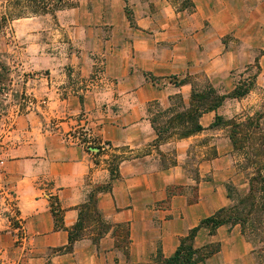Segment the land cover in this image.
I'll return each instance as SVG.
<instances>
[{"label": "crops", "instance_id": "1", "mask_svg": "<svg viewBox=\"0 0 264 264\" xmlns=\"http://www.w3.org/2000/svg\"><path fill=\"white\" fill-rule=\"evenodd\" d=\"M188 4L186 0H108L105 7L96 6L93 18L79 23L60 20L62 29L50 30L49 39L55 42L53 34L58 39L67 34L59 42L64 46L65 39L69 44L72 23L82 28V51L73 61L78 70L69 74L56 68L58 55L50 54V45L43 39L37 42L36 57L46 60L51 70L36 81L35 105L17 119L13 141L0 155L5 171L0 183V234L7 237L6 250L21 253L23 264H157L159 252L171 257L181 239L217 211L209 182L197 185L194 201L187 191H180L192 182L185 160L195 139L212 136L210 127L216 116L223 117L225 105L238 100L227 99L216 112L204 114L202 133L159 144L149 116L150 104L168 109L176 95L189 103L192 85L176 86L171 79L181 82L202 74L225 94L232 86V72L244 66L233 42L225 41L239 25L230 2L188 0ZM113 6L117 20L107 16L113 14ZM104 28L112 35L106 36ZM102 54L106 61L99 79L96 66ZM85 125L121 156L119 177L112 183L109 154L94 160L72 139V133ZM109 183L111 190L97 195L107 232L100 236L99 224L90 219L83 229L85 236L72 251L60 252L68 247L69 231L78 225L90 195ZM55 200L63 212L62 228L56 227L51 210ZM11 206L14 211L6 214ZM223 229L208 235L206 245L219 242ZM228 232V241H233L234 230ZM21 235L24 238L16 243ZM220 245V252L204 264L222 261L229 246Z\"/></svg>", "mask_w": 264, "mask_h": 264}, {"label": "rangeland", "instance_id": "2", "mask_svg": "<svg viewBox=\"0 0 264 264\" xmlns=\"http://www.w3.org/2000/svg\"><path fill=\"white\" fill-rule=\"evenodd\" d=\"M228 2L231 4L232 13L239 18V25L225 41L229 44L233 42L232 46L238 50L239 56L244 58V66L232 72V86L229 85L226 92L230 93L236 86L249 87L251 92L243 99L225 105L224 122L214 128L212 136L195 139V144L185 160L187 176L192 182L185 189L182 187L180 191H187L189 198L194 201L198 195L197 185L202 181L209 182V186L213 188L210 194L214 198V209L217 210L215 214L224 208L227 210L224 216L237 219L238 224H233L232 221L224 226L218 234L219 242L211 243L216 250L220 242L229 246L219 264H264V181L252 183V178L257 172L256 168L248 165L243 154L234 149L230 139L232 126L225 123L229 120L241 122L247 117H259L261 128L258 132L264 135V0H228ZM186 3L188 4V0ZM106 4L108 0H0V64L6 68L5 71H1L0 83V155L5 145L13 141L17 119L30 112L35 105L33 89H36V81L45 79L46 74L51 70L46 60H38L36 57L37 42L40 43L43 39L50 45V54L56 52L58 55V59H54L56 68L66 74L77 71L78 66L73 61L74 56L80 55L82 51V45H79L82 28L72 23L69 44L65 39V46L59 42L62 41L63 36L68 38V35L61 33V38L58 39V35L53 34L54 40H57L54 42L49 39L50 30L62 29L60 24L62 19L76 20L79 23L82 19L93 18L96 6L105 7ZM115 8L116 6H113V14L107 16L117 20ZM125 13L128 20L133 22L128 7ZM104 33L106 36L112 35L108 28H104ZM71 36L77 41L73 42ZM48 52L45 51V54ZM31 54L37 55L32 58ZM105 61L106 55L102 54L96 66V77L99 79H101L100 74L104 72ZM41 67L43 69H40ZM38 77L41 78L37 79ZM78 79L75 77L74 81L80 84L81 80ZM186 80L199 90L210 84L208 78L202 74L188 77ZM88 82L92 83L90 80ZM171 82L178 83V80L173 78ZM226 92L225 94H228ZM177 96L182 97L181 95L174 97ZM183 104L189 106L184 100ZM172 105L174 111H183L184 106L179 100L175 99ZM161 110L166 109L156 106V103L150 104V119L157 117ZM170 116L162 118L161 124ZM177 132L172 129L165 136L175 139L177 135L174 133ZM72 139L88 151V148H92L89 152L94 160L109 154L110 168L117 158L121 159L120 155L113 153L107 142L86 125L75 130ZM157 144H159L158 140ZM208 161H213L209 162L210 168L207 166ZM0 162H4L3 159H0ZM4 172V165L1 164V184L5 177ZM12 206L5 211L6 214L14 211ZM12 222L17 225L16 221L12 220ZM232 230H234V239L230 241L232 244H229L228 231ZM216 233L217 230L211 232L213 235ZM208 235H210L209 229L203 226L196 237L199 238L196 242L198 248L207 246ZM6 238L5 234H0V264H23L21 253H17L14 248L6 250ZM21 238L23 239L24 236L17 238L16 243H19Z\"/></svg>", "mask_w": 264, "mask_h": 264}, {"label": "trees", "instance_id": "3", "mask_svg": "<svg viewBox=\"0 0 264 264\" xmlns=\"http://www.w3.org/2000/svg\"><path fill=\"white\" fill-rule=\"evenodd\" d=\"M6 68L0 64V83H1V71H5ZM186 83H190L186 79L181 82H175L176 86H181ZM192 93L190 97L189 106L186 107L183 104L182 97H172L170 98L171 107L166 110H161L157 117H152L151 123L158 135V143L167 140L170 137L165 135L169 133L170 130H176L178 139H186L202 133L205 129L201 125V118L204 114L216 112L221 108L227 99H243L250 92L251 88H240L236 86L230 93L221 94L212 85L208 84L203 90L196 89L192 84ZM179 100L184 106L183 111H174L173 102ZM158 104H156L157 106ZM159 107V106H158ZM174 111V112H173ZM171 115L165 122L161 119L165 116ZM259 117L255 116L247 117L244 121L237 122L236 120H229L226 123L228 126H232V133L230 136L232 145L235 150L240 151L244 159L247 161L248 165L254 166L256 168V175L252 178V183L264 181L263 168H264V135L259 133L258 130L261 128ZM224 122V118L221 116H216L214 123L211 125V129L219 127L221 123ZM256 130V131H255ZM172 134V133H170ZM121 159L117 158L110 168L111 183L118 179L119 177V165ZM111 183L104 187H98V189L90 195V204L88 206L82 207L80 212V221L72 230L69 231V245L65 249H61L60 252H71L73 245L76 241L82 239L85 235L83 229L85 227L86 221L90 219L95 220L100 228L99 235L103 236L107 232L109 227L103 222V218L97 208V195L101 192H109L111 190ZM253 188V185H252ZM51 210L55 218L56 227L62 228V215L63 212L60 209L57 200L51 203ZM226 209L219 210L216 214L204 219L200 225L190 231V233L181 239L180 244L176 252L169 258H165L161 252L157 254L156 263L157 264H204L207 259L212 257L214 254L220 252L219 248L213 249V244L204 246L203 248H198L196 246L195 240L200 229L205 226L209 229L210 235L213 230L219 229L220 227L226 226L230 222L234 221L236 223V218L224 216ZM64 228V227H63ZM127 234L129 231L126 230Z\"/></svg>", "mask_w": 264, "mask_h": 264}, {"label": "built area", "instance_id": "4", "mask_svg": "<svg viewBox=\"0 0 264 264\" xmlns=\"http://www.w3.org/2000/svg\"><path fill=\"white\" fill-rule=\"evenodd\" d=\"M89 149V151H92V148H88ZM3 162H0V165L2 164Z\"/></svg>", "mask_w": 264, "mask_h": 264}]
</instances>
